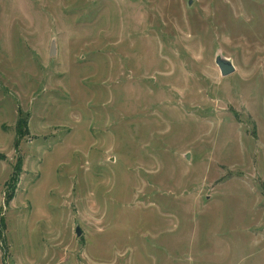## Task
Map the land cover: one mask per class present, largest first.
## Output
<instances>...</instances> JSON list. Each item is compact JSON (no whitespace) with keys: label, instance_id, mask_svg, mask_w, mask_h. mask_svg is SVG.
I'll return each instance as SVG.
<instances>
[{"label":"rangeland","instance_id":"374dc122","mask_svg":"<svg viewBox=\"0 0 264 264\" xmlns=\"http://www.w3.org/2000/svg\"><path fill=\"white\" fill-rule=\"evenodd\" d=\"M0 264H264V0H0Z\"/></svg>","mask_w":264,"mask_h":264},{"label":"water","instance_id":"95a60500","mask_svg":"<svg viewBox=\"0 0 264 264\" xmlns=\"http://www.w3.org/2000/svg\"><path fill=\"white\" fill-rule=\"evenodd\" d=\"M54 53H55V42L52 41L51 45H50V49H49V54L52 55ZM216 63L219 66L221 74L223 76H228V75L234 73L236 70V67L233 64V62L230 59H228L227 57H224L222 55H218L216 57ZM76 233L77 234L80 233L79 227H76Z\"/></svg>","mask_w":264,"mask_h":264}]
</instances>
